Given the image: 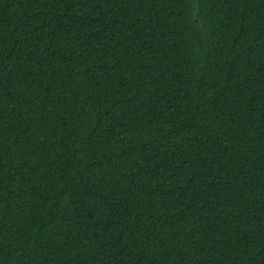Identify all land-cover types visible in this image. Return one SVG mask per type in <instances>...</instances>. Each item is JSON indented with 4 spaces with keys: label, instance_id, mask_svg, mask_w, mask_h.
I'll use <instances>...</instances> for the list:
<instances>
[{
    "label": "trees",
    "instance_id": "16d2710c",
    "mask_svg": "<svg viewBox=\"0 0 264 264\" xmlns=\"http://www.w3.org/2000/svg\"><path fill=\"white\" fill-rule=\"evenodd\" d=\"M0 264H264V0H0Z\"/></svg>",
    "mask_w": 264,
    "mask_h": 264
}]
</instances>
